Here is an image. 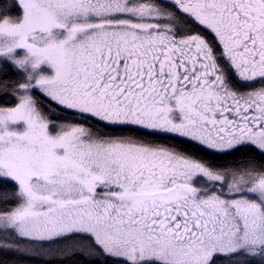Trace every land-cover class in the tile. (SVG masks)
Segmentation results:
<instances>
[{"label": "snow or ice", "instance_id": "snow-or-ice-1", "mask_svg": "<svg viewBox=\"0 0 264 264\" xmlns=\"http://www.w3.org/2000/svg\"><path fill=\"white\" fill-rule=\"evenodd\" d=\"M0 264H264V0H0Z\"/></svg>", "mask_w": 264, "mask_h": 264}]
</instances>
